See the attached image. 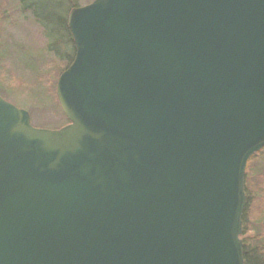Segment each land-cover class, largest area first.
<instances>
[{
  "label": "water",
  "instance_id": "obj_1",
  "mask_svg": "<svg viewBox=\"0 0 264 264\" xmlns=\"http://www.w3.org/2000/svg\"><path fill=\"white\" fill-rule=\"evenodd\" d=\"M32 124L0 94V264H244L264 147V0H93Z\"/></svg>",
  "mask_w": 264,
  "mask_h": 264
},
{
  "label": "rangeland",
  "instance_id": "obj_2",
  "mask_svg": "<svg viewBox=\"0 0 264 264\" xmlns=\"http://www.w3.org/2000/svg\"><path fill=\"white\" fill-rule=\"evenodd\" d=\"M91 1L76 0V3L82 6ZM70 2L0 0V7L3 5V9L7 10L6 20L0 22V72L8 76L6 83L10 84V88L0 86V93L18 107L26 109L36 127L57 129L68 123L57 99H54L64 62L52 57L48 51L55 50L62 55L71 51L64 42L66 37L62 30V19L69 10ZM20 8L28 9V13L20 12ZM38 66L39 73L36 71ZM263 155L250 167L249 184L255 186V190L251 188L249 194L245 226L248 238L255 241L253 245H257L259 252L264 255Z\"/></svg>",
  "mask_w": 264,
  "mask_h": 264
},
{
  "label": "trees",
  "instance_id": "obj_3",
  "mask_svg": "<svg viewBox=\"0 0 264 264\" xmlns=\"http://www.w3.org/2000/svg\"><path fill=\"white\" fill-rule=\"evenodd\" d=\"M22 0H20L21 2ZM76 6H79L78 3H76V0H71L70 2V5H69V10L65 16L64 19H62V30L65 34V37H66V40H64L65 44H68L71 48V51L69 54H59V53H56L55 50H51L48 51V53L50 55H52V57H55L57 59H59V61H63L64 62V67L62 68V71L65 70L72 62L73 58H74V55H75V43H74V40H73V36L70 32V29L68 27V13L69 11L73 8V7H76ZM20 12H27L28 13V9H22L20 8L19 10ZM6 14H7V10L5 11V9H3V5H1L0 7V22L2 21H5L6 20ZM1 29V28H0ZM29 68H32L33 70H35V68L33 67H29ZM37 73L40 72V67L38 66L37 69H36ZM61 71V72H62ZM0 77H1V82L2 84L0 83V86L2 88V86H4L5 88H10V84H7L6 81L9 79V78H6L8 76H4L1 72H0ZM1 94V93H0ZM54 99L56 100L57 99V95H56V91L54 93ZM58 101V99L56 100V102ZM59 103V102H58ZM264 153V148L258 153V154H255L253 156H251V158L249 159V162H248V166H247V173H246V187H247V205H248V201H249V190H251V187L253 186H250L251 182H250V167L252 165V163L254 161H257L259 159H261L262 157V154ZM264 156V155H263ZM255 175V174H254ZM255 179V178H254ZM250 183V184H249ZM256 186H257V181H256ZM255 190V186L252 188ZM257 190V189H256ZM257 264V263H256Z\"/></svg>",
  "mask_w": 264,
  "mask_h": 264
},
{
  "label": "flooded vegetation",
  "instance_id": "obj_4",
  "mask_svg": "<svg viewBox=\"0 0 264 264\" xmlns=\"http://www.w3.org/2000/svg\"><path fill=\"white\" fill-rule=\"evenodd\" d=\"M251 188H253V187H251ZM245 191L247 194V187H245ZM251 191L252 190H249L250 193H251ZM247 206L248 205L246 202L244 215H243V230H242V234H241V237L243 240V248H244V264H256V263L257 264H264V255L259 252V247H257V245H253L254 244L253 242H255V241H253L252 239H249L248 235H247V227L245 226ZM258 241L260 242V245H263L261 239H258ZM260 250H261V248H260Z\"/></svg>",
  "mask_w": 264,
  "mask_h": 264
}]
</instances>
